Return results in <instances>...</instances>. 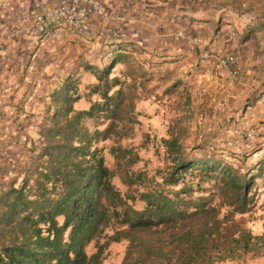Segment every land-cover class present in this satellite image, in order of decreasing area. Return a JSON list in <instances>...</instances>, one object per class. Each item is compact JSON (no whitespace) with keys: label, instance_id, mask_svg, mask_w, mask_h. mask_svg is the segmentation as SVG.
I'll return each instance as SVG.
<instances>
[{"label":"trees","instance_id":"obj_1","mask_svg":"<svg viewBox=\"0 0 264 264\" xmlns=\"http://www.w3.org/2000/svg\"><path fill=\"white\" fill-rule=\"evenodd\" d=\"M131 58L120 52L101 66L83 63L50 83L21 178L0 186V264H104L110 246L123 242L120 264H242L264 257V230L256 233L244 216L257 204L264 161L241 170L215 149L190 155L171 133L161 139L168 163L151 177L133 168L141 160L133 146L112 145L115 163H108L99 142L134 134V98L153 77L134 59L141 76L118 70ZM82 69L96 78L90 93L79 87ZM155 74L164 81L168 70ZM83 98L87 106L77 107ZM93 118L109 123L91 130L86 120Z\"/></svg>","mask_w":264,"mask_h":264},{"label":"rangeland","instance_id":"obj_2","mask_svg":"<svg viewBox=\"0 0 264 264\" xmlns=\"http://www.w3.org/2000/svg\"><path fill=\"white\" fill-rule=\"evenodd\" d=\"M165 2L172 7L171 19L167 20V17L157 13L159 16L153 17L154 21H150L152 26H148L149 47L142 51L138 48V52L130 54L134 58L128 63L118 64L117 67L124 72L132 73L133 70L135 76H141L143 69H146L147 77L150 78L158 76L155 74L157 71L168 70V77L164 81L152 77L146 90L140 89L136 94L135 114L139 122L135 125L134 134L120 141L113 136L114 138L99 142L100 146L105 147L108 163H115L114 155L110 151L112 145L122 143L133 146L141 155V160L133 168L145 171L151 177L157 167H164L168 163L161 139L175 133L181 136V142L190 155L215 149L218 157L230 161L241 170L254 167L264 161V0ZM180 30L187 36L200 37L201 45L190 49L191 43L188 39L176 38ZM247 33L250 36L246 39ZM171 43L174 48H171ZM153 45L155 48H152ZM169 45L171 49H168ZM205 51L234 53L238 56L242 70L240 77L231 80L213 64L214 61L203 58ZM163 56L167 58L161 60ZM133 59L139 61L143 69L136 72L134 65H137L133 63ZM158 61H166V68L160 69ZM153 64L157 68L151 70ZM54 67L62 72L66 70L65 65ZM81 73L77 79L79 87L83 93H90L93 84L97 83L96 78L86 69H82ZM216 79L220 82L223 79L230 87L221 92V89L212 84ZM175 81L181 82L173 85ZM206 81L209 86H203ZM58 82L53 81L54 85ZM152 88L157 92L151 93ZM92 97L99 99L98 94ZM225 98L228 100L227 105L219 108L218 101ZM45 102L46 100L44 105ZM86 123L93 130L96 127L104 129L109 121L93 118L87 119ZM170 125L173 127L169 128ZM36 130L29 134L32 139L37 138ZM31 146L29 139L24 144L25 154L21 159H15L14 162L10 159L0 160L4 163L0 169L1 184H9L15 178H21L18 174L26 166ZM8 172L18 173L9 174L11 177L5 178L4 175ZM115 182L122 191L128 190V186L119 176L115 177ZM254 191L257 204L244 216L256 233H262L264 168ZM136 205L142 207L143 202L137 201ZM125 249L124 242L112 244L104 264H120ZM250 260L252 258L240 263L247 264Z\"/></svg>","mask_w":264,"mask_h":264},{"label":"crops","instance_id":"obj_3","mask_svg":"<svg viewBox=\"0 0 264 264\" xmlns=\"http://www.w3.org/2000/svg\"><path fill=\"white\" fill-rule=\"evenodd\" d=\"M57 2L0 0V160L14 162L25 154L24 144L31 139L29 134L37 129L38 115L43 111L50 82L60 81L70 70L82 68L83 63L101 66L117 53L130 55L138 52V48L141 51L148 48V26H152V18L159 16L157 13L167 20L172 17V7L165 0H107L110 17L97 15L89 33L67 29L63 41L49 45L34 33V20L37 12L51 8ZM8 26H17L18 33L12 35ZM171 45L168 49L174 48L173 43ZM46 47L47 53L44 52ZM32 63L36 65L35 69L30 68ZM167 64L162 62L160 68H166ZM55 65H65L67 71H59ZM222 73L228 76L227 72ZM207 82L203 86H209ZM212 84L221 92L230 87L223 79L221 82L216 79ZM76 106L86 107L87 101L83 98ZM0 164L1 169L4 163ZM9 174L15 175L8 172L5 178H10ZM247 264H264V257L252 259Z\"/></svg>","mask_w":264,"mask_h":264},{"label":"built area","instance_id":"obj_4","mask_svg":"<svg viewBox=\"0 0 264 264\" xmlns=\"http://www.w3.org/2000/svg\"><path fill=\"white\" fill-rule=\"evenodd\" d=\"M97 15L105 18L111 16L107 0H58L55 6L36 13L34 33L40 39H44V43H49V45L56 44L63 41L67 29L77 33H89L92 21ZM18 21L21 22L22 20L19 19ZM7 29L10 30L12 35H16L19 31L17 26H8ZM177 37L188 39L191 43L190 49L200 46L202 42L200 37L187 36L181 30L178 31ZM44 52H48V47H46ZM202 56L206 61H214L213 64L222 72H227L231 80L240 77L242 70L238 57L234 53L205 51ZM30 68L35 69L36 65L32 63ZM227 103L228 100L226 98L219 100V108H224Z\"/></svg>","mask_w":264,"mask_h":264}]
</instances>
